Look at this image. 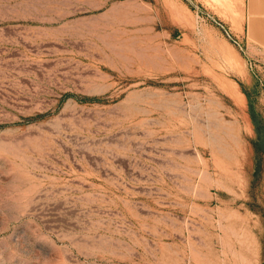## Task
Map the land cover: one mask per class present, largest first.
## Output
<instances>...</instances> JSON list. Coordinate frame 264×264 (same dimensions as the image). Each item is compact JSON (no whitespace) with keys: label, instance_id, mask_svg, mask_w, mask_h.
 <instances>
[{"label":"rangeland","instance_id":"rangeland-1","mask_svg":"<svg viewBox=\"0 0 264 264\" xmlns=\"http://www.w3.org/2000/svg\"><path fill=\"white\" fill-rule=\"evenodd\" d=\"M0 264H264V0H0Z\"/></svg>","mask_w":264,"mask_h":264}]
</instances>
